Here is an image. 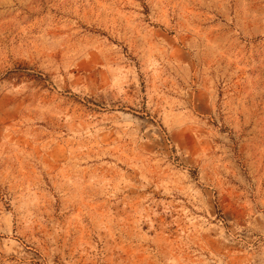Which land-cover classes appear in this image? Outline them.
Instances as JSON below:
<instances>
[{
	"label": "rangeland",
	"instance_id": "obj_1",
	"mask_svg": "<svg viewBox=\"0 0 264 264\" xmlns=\"http://www.w3.org/2000/svg\"><path fill=\"white\" fill-rule=\"evenodd\" d=\"M0 264H264V0H0Z\"/></svg>",
	"mask_w": 264,
	"mask_h": 264
}]
</instances>
